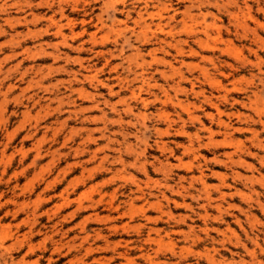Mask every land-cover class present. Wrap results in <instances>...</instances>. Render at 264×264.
Here are the masks:
<instances>
[{
    "label": "rangeland",
    "instance_id": "1",
    "mask_svg": "<svg viewBox=\"0 0 264 264\" xmlns=\"http://www.w3.org/2000/svg\"><path fill=\"white\" fill-rule=\"evenodd\" d=\"M0 71V264H264V0H0Z\"/></svg>",
    "mask_w": 264,
    "mask_h": 264
},
{
    "label": "bare ground",
    "instance_id": "2",
    "mask_svg": "<svg viewBox=\"0 0 264 264\" xmlns=\"http://www.w3.org/2000/svg\"><path fill=\"white\" fill-rule=\"evenodd\" d=\"M6 1V0H5ZM6 21V20H5ZM69 21V20H68ZM15 22V21H14ZM20 22V21H19ZM11 27V26H10ZM2 33V32H1ZM62 33V28H61V26L60 27H58V29H57V34H59V35H62L61 34ZM28 36V35H27ZM26 36V37H27ZM63 37V36H62ZM17 38V37H16ZM13 40V39H12ZM93 41H95V40H93ZM14 42V41H13ZM63 42H64V45H65V40H63ZM13 48V47H12ZM57 51V50H56ZM13 55V54H12ZM7 59H5V61H6ZM4 61V62H5ZM24 63V62H23ZM22 64V63H21ZM20 65V64H19ZM19 65H16L15 66V68H19L18 66ZM14 68V69H15ZM82 68V67H81ZM13 69H11V71H12ZM1 72V71H0ZM176 72H180V71H176ZM143 73V72H142ZM175 73V72H174ZM9 74V73H8ZM178 74H180V73H178ZM203 74V73H202ZM25 75V74H24ZM138 75V74H137ZM142 76V75H141ZM85 78L86 79H88L90 82H92V81H96L97 82V78H96V76H85ZM135 78V77H134ZM142 78V77H141ZM144 78V77H143ZM15 79V78H14ZM183 79V77L181 78V80ZM146 81V80H145ZM145 81H144V83H145ZM130 82V81H129ZM135 82V81H134ZM143 82V81H142ZM98 83H100V82H98ZM147 83V82H146ZM178 83V82H177ZM177 83H176V85H177ZM143 84V83H142ZM179 85V84H178ZM178 85H177V87H178ZM176 87V88H177ZM181 88V87H180ZM9 90V89H8ZM84 91V90H83ZM141 91V90H140ZM84 93V92H83ZM139 93V92H138ZM138 93H136L137 95H138ZM168 94V93H167ZM137 95H135V93L134 92H132V97L133 98H135L136 99V97H137ZM166 95V94H165ZM6 96V95H5ZM140 96V95H139ZM7 97V96H6ZM167 97V96H166ZM138 98V97H137ZM16 100V99H15ZM4 101V100H3ZM169 101V100H168ZM210 101V100H209ZM5 104V103H4ZM3 104V105H4ZM5 106V105H4ZM115 106V105H114ZM126 106V110H128V111H131V108H130V105L129 104H126L125 105ZM177 106H179V107H181L182 109H184V107L180 104V103H178V105ZM113 109H115L114 107H113ZM185 111V110H184ZM187 111V110H186ZM166 115V114H165ZM180 118V117H179ZM168 119V118H167ZM170 127V126H169ZM182 131V130H181ZM169 132H168V130H166L165 132H164V134L165 135H167ZM184 133V132H183ZM164 135V136H165ZM161 143V142H160ZM163 145V144H162ZM163 146H161V149H164V148H162ZM85 197H87V196H85ZM68 201V200H67ZM13 202H15V201H13ZM7 204V203H6ZM20 205V204H19ZM27 205H28V203H27ZM29 205H30V203H29ZM17 206V205H16ZM82 206V205H81ZM18 207V206H17ZM20 208V207H19ZM23 208V207H22ZM29 208V207H28ZM60 208V207H59ZM14 210V209H13ZM17 210V209H16ZM19 211V210H18ZM31 212V211H30ZM27 213V212H26ZM29 217V216H28ZM31 217V216H30ZM31 220V219H30ZM29 221V220H28ZM27 221V222H28ZM23 223V222H22ZM5 235V234H4ZM7 237V236H6ZM15 241V240H14ZM18 241H20L19 239H18ZM147 259V258H146Z\"/></svg>",
    "mask_w": 264,
    "mask_h": 264
}]
</instances>
